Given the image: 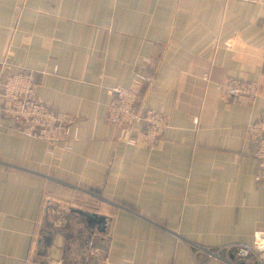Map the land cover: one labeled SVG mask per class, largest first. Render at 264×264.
Masks as SVG:
<instances>
[{"label":"crops","instance_id":"0c3cea01","mask_svg":"<svg viewBox=\"0 0 264 264\" xmlns=\"http://www.w3.org/2000/svg\"><path fill=\"white\" fill-rule=\"evenodd\" d=\"M11 68L76 119L72 140L5 117ZM116 86L171 118L157 149L121 142ZM263 109L264 0H0V264L239 263L227 246L264 230Z\"/></svg>","mask_w":264,"mask_h":264},{"label":"built area","instance_id":"2783aa9c","mask_svg":"<svg viewBox=\"0 0 264 264\" xmlns=\"http://www.w3.org/2000/svg\"><path fill=\"white\" fill-rule=\"evenodd\" d=\"M231 50V47H228ZM208 79V76H206ZM48 77L44 76L46 83ZM39 82L33 73L11 68L2 79V111L15 122L21 132L32 139L56 145L72 140L76 119L52 109L38 96ZM108 120L122 128L121 142L127 148L145 147L155 150L163 136L171 130V118L153 108L141 109L142 91L137 86H116L112 90ZM236 92H231L234 96ZM250 154L257 162V181L264 182V109L248 127ZM234 251L239 263L264 264V230L257 231L251 243L227 246ZM252 261V262H251ZM88 264H106L104 259L91 256Z\"/></svg>","mask_w":264,"mask_h":264},{"label":"rangeland","instance_id":"374dc122","mask_svg":"<svg viewBox=\"0 0 264 264\" xmlns=\"http://www.w3.org/2000/svg\"><path fill=\"white\" fill-rule=\"evenodd\" d=\"M73 223H74L72 225L73 229H77L78 232L82 229L83 225L86 224L85 222L83 224L80 220H77V221H75Z\"/></svg>","mask_w":264,"mask_h":264}]
</instances>
